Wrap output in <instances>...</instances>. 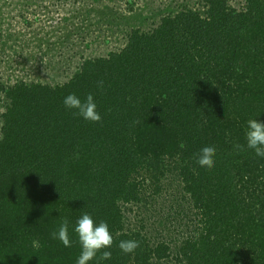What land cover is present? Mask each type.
Wrapping results in <instances>:
<instances>
[{
	"label": "trees",
	"instance_id": "obj_1",
	"mask_svg": "<svg viewBox=\"0 0 264 264\" xmlns=\"http://www.w3.org/2000/svg\"><path fill=\"white\" fill-rule=\"evenodd\" d=\"M201 1L66 83L0 86V264H76L84 213L114 236L111 260L88 264H264V157L245 138L264 122V0ZM70 93L93 94L102 120L66 108ZM205 146L212 169L197 163ZM65 219L71 247L51 236Z\"/></svg>",
	"mask_w": 264,
	"mask_h": 264
},
{
	"label": "rangeland",
	"instance_id": "obj_2",
	"mask_svg": "<svg viewBox=\"0 0 264 264\" xmlns=\"http://www.w3.org/2000/svg\"><path fill=\"white\" fill-rule=\"evenodd\" d=\"M201 2L0 0V86L66 83L80 72L85 60L106 57L123 48L133 30L149 31L157 25L160 16L177 11L182 3L196 9L202 7ZM229 3L241 8L243 0H229ZM8 103L0 87V138L2 115ZM152 212L151 216L159 221L156 212ZM138 216L133 208L129 220L134 230L140 226ZM179 224L171 234L173 237L184 229Z\"/></svg>",
	"mask_w": 264,
	"mask_h": 264
},
{
	"label": "clouds",
	"instance_id": "obj_3",
	"mask_svg": "<svg viewBox=\"0 0 264 264\" xmlns=\"http://www.w3.org/2000/svg\"><path fill=\"white\" fill-rule=\"evenodd\" d=\"M63 103L66 108L75 109V114L87 121L98 123L102 120L101 114L97 111L94 96L91 93L83 100L75 93H70L64 98ZM245 138L247 147L254 150L256 156L264 157V122L258 119H249ZM235 147L243 150L242 145L237 144ZM215 155L216 149L214 146H205L196 154L197 163L201 167L212 169L215 166ZM74 231L78 235L81 244V254L77 258L76 264H88L89 261L97 257L98 252L101 253L99 256L100 261L111 260V251H102L103 249H110L114 243V236L110 232L106 221H100L97 224L90 214L84 213L77 220ZM51 236L52 239L60 240L65 247H71L68 220L65 219L58 231L52 232ZM32 246L39 248L40 245L38 241H33ZM118 247L124 254H130L140 247V242L136 240H121Z\"/></svg>",
	"mask_w": 264,
	"mask_h": 264
}]
</instances>
